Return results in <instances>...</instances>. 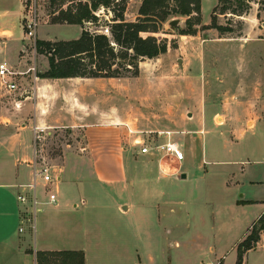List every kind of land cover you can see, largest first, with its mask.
I'll return each mask as SVG.
<instances>
[{"label": "crops", "instance_id": "crops-1", "mask_svg": "<svg viewBox=\"0 0 264 264\" xmlns=\"http://www.w3.org/2000/svg\"><path fill=\"white\" fill-rule=\"evenodd\" d=\"M24 12V0H0V61L23 72L15 78L28 83L33 73L26 71L38 61L37 55L27 52L31 40L24 29ZM36 34L37 39L57 41L39 37L38 29ZM45 61L42 71L49 68L48 57ZM96 79L99 78L39 77L29 89H19L20 95L27 90L32 93L15 100V104L20 102L15 120L26 126L0 132V264H38V251L62 250L83 251L85 264H236L239 244L264 213V89L257 85L248 87L240 81L236 91L226 88L222 95L211 94L210 90L202 94L201 114L193 112L192 118L204 125L200 133L209 134V148L203 149L200 163L181 170L179 178L178 173L164 169L163 163L140 168L130 154L111 146L99 154L104 157L103 168L110 171L106 176L97 171L93 160L97 153L87 150V179L70 175L74 173L72 165L55 169L61 177L55 187L57 203L44 196L33 215L31 203L20 201V194H31L34 181L33 133L29 125L46 130L80 128L88 139V149L102 123L97 122L100 115L94 108L96 91L84 84ZM105 114L111 117L109 111L105 110ZM219 118L222 124L216 125ZM101 120H105L104 126L112 122L107 117ZM129 127L132 129L130 124ZM193 146L184 148L186 155H196L197 148ZM153 171L161 175H152ZM216 172L224 179L220 187L233 193L226 203L228 214L224 202L209 198L208 177ZM87 182L94 185L93 189L107 186L121 195L112 215L116 222L110 218L103 224L87 212L100 197L80 193L76 199L59 193L61 185L77 193V186L82 188ZM188 184V196L178 194L176 187ZM36 185L37 189L42 187L39 179ZM198 202L206 206L204 212L213 223L209 229L197 228L193 235H199L203 242L199 246L190 244L183 253L175 235L178 214L185 212L186 229L191 230V222L198 214V208L191 206ZM47 207L71 211L62 217L39 218L38 213ZM204 212L199 214L202 221L206 218ZM257 243L244 253L242 264H264V231Z\"/></svg>", "mask_w": 264, "mask_h": 264}, {"label": "rangeland", "instance_id": "rangeland-1", "mask_svg": "<svg viewBox=\"0 0 264 264\" xmlns=\"http://www.w3.org/2000/svg\"><path fill=\"white\" fill-rule=\"evenodd\" d=\"M27 8L24 17L36 12L38 17V35L48 39L71 40L77 38L81 33V26L78 24H45L50 20V14L57 6H50L49 0H26ZM69 0H67L68 2ZM143 0H128L125 16L128 20H135L139 16V9ZM201 24L197 26L196 35L182 34L181 29L187 28V16H178L171 14L166 22H163L160 31L144 32V36L155 35L160 39L167 38L172 44L169 50L158 57L145 59L140 63V75L137 77L124 78H99L92 80L89 84L91 91H96V104L94 108L100 115L98 123H102L100 129L95 133V139L91 140L90 147L87 149L88 139L84 131L80 128L58 127L42 132L41 138H35L32 125H29V131L33 133V161L47 164L51 167L54 177L59 176V181L45 184L42 178H38L42 187L37 189V197L41 201L45 192H55V187L61 180L60 175L55 172L56 168L65 165H72L74 173L78 174L80 179H87L90 164L87 162V150L94 151L93 160L97 171L106 176L108 169L103 168L105 164L104 157L99 154L105 153L107 149L122 148L126 155L131 156L132 162L140 168L157 166L163 163L164 169L172 170L180 177L181 170L190 169L200 163L202 151L208 150L209 134L203 135L201 130L204 125L197 118H192L193 112L196 115L201 114L200 100L203 93L215 95L220 92L222 95L224 89L236 91L237 84L242 81L248 87L257 85L264 89V6L253 3L251 9L242 17H234L233 25L235 32L221 34L216 29L204 28L211 23L213 10L219 4V0H201ZM172 8V5L170 6ZM102 21L100 25L91 28H99V31H105L106 22L111 18L112 13L104 8L98 11ZM193 15H196L195 13ZM229 17V16H228ZM228 17L221 15L219 21L222 24L227 23ZM180 18L181 22L173 29L170 21ZM232 18V17H230ZM27 19V18H26ZM32 46V45H31ZM28 45L27 52L30 56L35 55L33 48ZM36 71L42 72L46 63L47 55L40 54L38 51ZM41 55V56H40ZM17 78L22 92L29 89L35 83L33 77H29L28 83L23 78ZM84 86H82L84 88ZM28 91V90H27ZM31 91V90H29ZM32 92V91H31ZM9 93L0 83V132L4 133L12 128L23 129L22 121L16 117L19 109L16 99H23L25 95ZM29 95L32 93L28 92ZM105 110L111 113V117L105 114ZM107 117L112 121L104 126ZM124 119V120H121ZM20 121V122H19ZM29 123L28 119L24 120ZM127 121L129 124L121 123ZM216 125L222 124V119L215 120ZM107 127V128H105ZM170 130L173 131L174 139L178 140L183 150L191 149L195 144V156L186 155L185 159H171L168 155H142L139 149L142 145L135 144L136 138L147 139L150 136H156L154 131ZM152 131V132H151ZM107 139V140H106ZM162 139V138H161ZM111 141V142H110ZM184 146V147H183ZM204 147V148H203ZM185 148V149H184ZM198 150V152H197ZM101 167V168H100ZM179 171V172H178ZM103 172V173H102ZM152 175L159 174L157 171L150 172ZM210 181L208 194L210 199L218 198L224 202V211L228 214L226 203L233 197V193L220 187L224 182L222 176L216 172L208 177ZM89 181H93L92 179ZM87 186H77L79 192L75 193L69 186H62L59 193L64 197L70 195L72 198L79 194L87 195L86 197L98 199L96 205L87 212L92 218L100 219L104 224L112 218L116 210V203L121 198L119 193L112 192L109 187L101 186L93 189L94 185L87 182ZM188 186H177L178 194L188 196ZM183 187V188H182ZM264 195V193H262ZM31 195V194H30ZM191 197V196H190ZM68 198V197H67ZM193 209L198 208L196 218L192 220L191 230L186 229V214H178V227L175 235L178 240L179 250L183 253L191 245L199 246L203 240L199 235H193L197 228L209 229L213 220L207 217L204 212L205 205L195 203L191 206ZM226 207V209H225ZM71 210L65 207L50 208L47 207L38 217L60 216L68 214ZM76 211V210H72ZM200 212H204L205 221L199 219ZM33 215L35 210L32 211ZM224 213V214H225ZM41 214V215H40ZM38 218V229L40 220ZM117 221V220H116ZM115 221V222H116ZM190 222V221H189ZM153 228V227H152ZM210 236V240H212ZM191 239V241H190ZM193 240V241H192ZM260 241V240H259ZM258 243H255V246ZM263 245V244H262Z\"/></svg>", "mask_w": 264, "mask_h": 264}, {"label": "trees", "instance_id": "trees-1", "mask_svg": "<svg viewBox=\"0 0 264 264\" xmlns=\"http://www.w3.org/2000/svg\"><path fill=\"white\" fill-rule=\"evenodd\" d=\"M49 1L50 6L58 5V8L51 12L47 21L78 24L82 32L71 40H36L37 51L45 53L49 60V68L37 73L41 78L137 77L142 61L158 57L172 46L167 38L144 36V32L160 31L171 14L187 16V28L181 29L182 34L196 35L197 26L201 24V0H143L135 20H128L125 16L128 0ZM253 3L264 6V0H219L211 23L204 28L216 29L221 34L235 32L233 18L244 16ZM102 8L112 13L106 22L108 32L91 28L100 25L102 18L98 11ZM221 15L229 16L226 24L220 23ZM24 29L26 31V26ZM263 231L264 213L239 244L236 264H242L244 253L255 246ZM37 260L38 264H85V255L81 250L38 251Z\"/></svg>", "mask_w": 264, "mask_h": 264}, {"label": "built area", "instance_id": "built-area-1", "mask_svg": "<svg viewBox=\"0 0 264 264\" xmlns=\"http://www.w3.org/2000/svg\"><path fill=\"white\" fill-rule=\"evenodd\" d=\"M26 0H24V8H27ZM27 18V19H26ZM24 26H26V35L28 39L31 40V48H33L34 53L36 55L37 46V29L39 26L38 17L36 12H33L30 15L24 17ZM105 32H108V29H105ZM26 50V48H25ZM28 50V49H27ZM26 72H32L33 78L37 80L39 78L36 65H32ZM23 72H16L10 68L6 61H0V83L6 91L9 93H16L20 89V85L16 80V75L22 74ZM26 96L29 95L28 91H26ZM16 106H20V102H16ZM35 138H41L42 132H48L46 128L35 125L33 127ZM152 132V131H151ZM157 133L156 136H150L147 139L144 138H136L135 144L142 145L139 149V154L142 155H168L171 159L177 158L179 160L185 159V151L180 145L178 140L174 139V132L170 130L163 131H154ZM162 138V139H161ZM34 181L31 184V195L20 194L19 199L21 202L29 201L33 210H38V204L40 200L37 197V179L42 178L45 184L52 183L54 181H59V176L54 177L51 172V167L47 164L39 163L37 160L34 162ZM44 196H46L51 203H57L58 197L57 192L49 191L45 192ZM264 246V243H263Z\"/></svg>", "mask_w": 264, "mask_h": 264}, {"label": "water", "instance_id": "water-1", "mask_svg": "<svg viewBox=\"0 0 264 264\" xmlns=\"http://www.w3.org/2000/svg\"><path fill=\"white\" fill-rule=\"evenodd\" d=\"M180 22H181V19L180 18L173 19V20L170 21V26L173 29H175L176 28V25H178Z\"/></svg>", "mask_w": 264, "mask_h": 264}]
</instances>
